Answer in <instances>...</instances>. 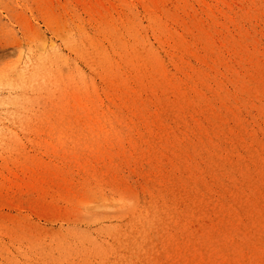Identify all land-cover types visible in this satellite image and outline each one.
<instances>
[{"label": "rangeland", "instance_id": "1", "mask_svg": "<svg viewBox=\"0 0 264 264\" xmlns=\"http://www.w3.org/2000/svg\"><path fill=\"white\" fill-rule=\"evenodd\" d=\"M0 264H264V0H0Z\"/></svg>", "mask_w": 264, "mask_h": 264}, {"label": "bare ground", "instance_id": "2", "mask_svg": "<svg viewBox=\"0 0 264 264\" xmlns=\"http://www.w3.org/2000/svg\"><path fill=\"white\" fill-rule=\"evenodd\" d=\"M82 121L83 122L86 121V112L85 111H83V113H82ZM103 124L109 126L112 129V131L115 130V128L113 127L115 124L112 123L111 121L103 122Z\"/></svg>", "mask_w": 264, "mask_h": 264}]
</instances>
